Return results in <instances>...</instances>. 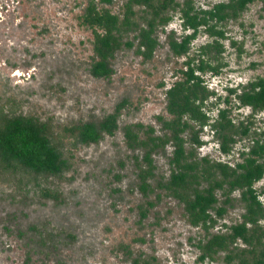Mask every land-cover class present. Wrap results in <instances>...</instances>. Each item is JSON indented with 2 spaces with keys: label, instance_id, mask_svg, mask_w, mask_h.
<instances>
[{
  "label": "rangeland",
  "instance_id": "374dc122",
  "mask_svg": "<svg viewBox=\"0 0 264 264\" xmlns=\"http://www.w3.org/2000/svg\"><path fill=\"white\" fill-rule=\"evenodd\" d=\"M89 1L0 0V106L6 111L14 104L17 113L42 121L52 118L56 126L97 124L121 101L129 103L112 136L77 146L71 155L65 152L70 170L39 181L59 191L62 202L42 199L34 186L19 188L17 179L0 176V264H130L120 246H128L131 257H154L155 264H199L197 247L207 235L186 222L176 201L142 196L132 161L139 152L126 147L123 128L142 124L161 134L158 118H168L167 89L181 78L188 57L217 40L223 47L222 67L217 75L202 76L212 95L205 101L209 122L199 135L197 157L234 166L257 142L264 144V110L253 111L237 99L251 83L264 80V0L217 25L223 38L200 28L180 57L172 54L169 41L179 42L192 31L183 28L178 11L170 12L171 21L155 33L159 45L152 59L144 60L135 47L122 48L110 61L108 79L90 74L93 36L79 19ZM125 1L94 0L97 8L117 15ZM226 1L195 0L194 8L207 10ZM220 111L235 126L228 153L222 152L210 127ZM171 150L167 146L153 156L156 177L168 176ZM254 189H264V177ZM232 195L233 205L209 233H226L241 222L244 204L239 191ZM147 202L154 206L143 218L140 208L146 209ZM237 245L245 248L240 241Z\"/></svg>",
  "mask_w": 264,
  "mask_h": 264
},
{
  "label": "trees",
  "instance_id": "16d2710c",
  "mask_svg": "<svg viewBox=\"0 0 264 264\" xmlns=\"http://www.w3.org/2000/svg\"><path fill=\"white\" fill-rule=\"evenodd\" d=\"M255 1L227 0L210 9L196 11L195 0L181 3L178 0H126L117 15L97 8L94 0H90L79 18L80 24L89 28L93 36L90 74L108 79L112 74L110 61L122 48L135 47L137 55L144 60L152 59L159 45L155 33L171 21L170 12L178 11L183 28L192 31L179 42L169 41L172 54L180 57L188 53L200 28L210 37L223 38L217 25L235 19ZM222 53V45L215 40L188 57L181 78L166 91L168 118H158L161 134H156L151 126L128 125L123 128L124 142L129 150L139 152L132 161L137 189L142 196L148 199L154 194L176 201L186 222L204 230L207 239L197 247L199 264L218 260L225 264H264V225L260 223L264 221V201L259 199L264 196V189L260 193L254 189L255 183L264 177V144L257 142L248 156L234 166L198 158L196 154V148L202 145L201 130L209 122L204 111L205 101L212 95L202 76L220 72L222 65L218 61ZM237 99L240 105L253 111L264 110V80L251 83ZM128 105L127 101H121L97 124L79 122L61 126L52 124V118L42 121L17 113L14 104L8 111L0 106V176L17 179L19 188L34 186L42 199L62 202L59 191L42 186L39 181L60 177L70 170L65 152L71 155L77 146L97 144L103 135L112 136L118 129L121 111ZM210 127L222 152L228 153L229 144L234 143L231 138L235 126L225 111H220ZM167 146L172 149L169 174L156 177L153 156ZM235 191H239V201L245 208L241 222L229 226L226 233H209L233 205ZM146 204V209L140 208L143 218L154 206L153 202ZM239 241L245 248L238 247ZM120 248L129 256L130 264L156 262L154 257H131L128 246Z\"/></svg>",
  "mask_w": 264,
  "mask_h": 264
}]
</instances>
